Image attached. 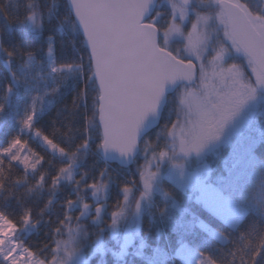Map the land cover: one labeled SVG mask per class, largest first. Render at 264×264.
Here are the masks:
<instances>
[{
  "label": "trees",
  "instance_id": "1",
  "mask_svg": "<svg viewBox=\"0 0 264 264\" xmlns=\"http://www.w3.org/2000/svg\"><path fill=\"white\" fill-rule=\"evenodd\" d=\"M27 2L28 0H19L21 7L16 10L10 3L8 10L22 20L25 16L23 6ZM255 2L263 6L262 0ZM38 3L42 15L39 32L33 30L30 22L9 20V26L4 17L0 16V27H3L0 44L5 48L16 46L23 53H34L33 61L28 67H24L26 55L14 58L9 64L8 58L0 52V106L5 109L0 112V148L19 137L22 142H26V148L20 152L21 158L27 155L29 165L40 158L35 172L30 166L26 171L18 161L4 158L3 182L6 191H0V211L8 214L18 229L23 227L22 220L28 214L32 226L21 233V243L35 253L34 259L45 260L46 264L53 263L54 259L58 260L61 248L58 247L56 251L57 241L66 240L71 233L70 235L79 237L78 248L85 256L84 264H181L176 258L181 247L200 254L204 261L213 264H240L242 256L247 260L248 257L244 255L248 250L246 246L258 242L264 236V214L250 211L237 224L226 222L202 200L198 201L195 193L189 196V191H180L167 183L162 174L167 165L164 160L156 161L158 194H153L151 199L145 201L141 212L136 206L137 201L141 202L140 174L143 168L152 158L160 157V152L167 153L170 145L167 133L177 120L178 110L177 105L172 102L174 94L167 98L159 125L142 138L139 154L127 169L105 164L99 157L100 141L97 139L91 140L86 148L80 149L69 159L68 155L52 153L41 138L35 137L34 132L40 130L42 135L53 139L58 147L65 148L68 147V135L73 137L70 141L73 146L84 140L83 105L75 119L71 115L72 100L82 90V85L70 73L57 75L53 83L50 68L53 60L57 67L76 62L83 55L80 52L81 37L72 30L68 22L65 0H38ZM161 6L159 4L158 7L163 14L160 24H165L169 18ZM49 37H52L53 43L51 57L47 54ZM12 72H16L26 84L15 86L14 94L10 96L6 89L14 85ZM57 86L59 91L55 95L44 97V110L34 120L36 128L32 133L21 132L19 121L30 105L31 97L43 95L46 90ZM88 105L90 115L91 97ZM260 130L259 119H253L232 143L214 153L205 154L201 160H190L189 163L194 165L192 167L189 164L191 168L188 169L190 172L196 169L205 175L200 178L199 183L220 192L224 197L231 196L241 183L240 179L249 174L247 161L251 156L264 164V138L260 135ZM29 149L36 153L35 157ZM68 165L72 178H62L57 188L51 189V181L59 175V168ZM101 172L104 173L103 178L100 176ZM41 175L45 177L44 189L38 193H28L27 188L41 182ZM79 179L81 185L77 186L75 181ZM18 180L21 181L20 184H17ZM92 183L107 185L105 200L94 203V190L81 191L84 185ZM124 188L131 191L126 203ZM202 198L204 199L203 196ZM49 200L51 204L48 203ZM68 200L73 201L70 207ZM83 203H87L89 207L83 208ZM98 204L104 206L101 213L95 211ZM121 211L122 214L113 224V213ZM203 225L224 238V243L209 237L203 230ZM68 228L73 231L69 232ZM127 231L133 235L123 248ZM257 264H264V255Z\"/></svg>",
  "mask_w": 264,
  "mask_h": 264
},
{
  "label": "snow or ice",
  "instance_id": "2",
  "mask_svg": "<svg viewBox=\"0 0 264 264\" xmlns=\"http://www.w3.org/2000/svg\"><path fill=\"white\" fill-rule=\"evenodd\" d=\"M167 2L171 7L170 20L161 26L163 14L158 10L156 0H69L68 22L81 37L80 52L83 55L76 62L63 67H57L53 60L50 68L53 83L57 75L70 73L82 85V90L72 100L71 115L75 119L83 105L84 140L73 146L70 143L73 137L68 135V147H58L53 139L36 130L35 137L41 138L52 153L68 155L72 159L91 140L97 139L106 151L115 149L122 155L130 154L138 144V130L146 115L155 113L163 103L165 83L177 81L181 82L183 88L179 99L182 107L177 110V122L167 135L178 139L179 151L185 155L198 152L208 141L218 138L225 121L242 104L255 97L256 86H264V6L257 5L255 0ZM10 3L14 10L21 7L19 0H15V3L13 0H0V16L4 17L7 25L10 26L8 21L12 20L30 22L37 30L41 28L42 15L38 0H28L23 6L25 16L22 20L9 12ZM216 5L218 11L214 14H204ZM190 14L195 15V22L186 31L183 25ZM2 34L3 27H0ZM48 40L47 54L51 57L52 37ZM175 43L182 47H174ZM0 52L8 58L9 64L14 58L26 55L24 67H28L34 59V53H23L16 46L5 48L0 44ZM241 53L246 57L247 67L254 80L245 75L235 62ZM11 76L14 85L6 89L10 96L14 94L15 86L26 84L16 72H12ZM58 91V86L51 87L43 95L31 97V103L19 121L21 132L32 133L36 128L35 118L44 110V97L55 95ZM4 110L0 106V112ZM25 148L26 142H22L19 137L0 148V191H6L3 182L5 157L23 164L26 171L30 166L35 172L40 158L29 165V157L20 156ZM31 155L35 157L36 153L31 152ZM166 155L164 152L159 153L161 158ZM140 175L144 188L142 198L150 192L151 181L156 173L146 168ZM100 176L103 178L104 173L101 172ZM64 177L72 178L70 165L59 168V175L51 181V189L57 188ZM44 179L41 175V182L27 188L28 193H38L44 189ZM20 183L18 180L17 184ZM75 184L80 186L81 180H76ZM106 187L104 183H92L84 185L81 191L92 189L95 195ZM123 191L126 203L131 191L129 188ZM48 203L51 204V200ZM72 203V200H68L69 207ZM136 206L139 207V201ZM88 207L87 203H83V208ZM95 211L99 213L101 208L96 207ZM122 212L113 213V224ZM22 224L23 227L18 229L8 214L0 211V264H46L45 260L34 259L35 253L20 242L21 233L32 226L27 213ZM68 231L73 229L68 228ZM65 243L67 241H57L56 251ZM246 247L248 250L244 255L248 259L242 256L240 264H257L264 255V236ZM53 264L60 262L54 259Z\"/></svg>",
  "mask_w": 264,
  "mask_h": 264
},
{
  "label": "rangeland",
  "instance_id": "3",
  "mask_svg": "<svg viewBox=\"0 0 264 264\" xmlns=\"http://www.w3.org/2000/svg\"><path fill=\"white\" fill-rule=\"evenodd\" d=\"M262 1L264 6V0ZM208 2H210V0H208ZM161 4L163 11L165 10L164 7H169V12H171V7L167 0H162ZM162 20L163 17H161L160 21ZM193 22H195V20L190 22L188 27H184L186 31L190 30L191 23ZM185 24H187V22H185ZM163 25L164 23L161 24V26ZM33 30L35 32H39L40 29L37 30L33 28ZM176 39L179 40V37ZM173 46L182 47V45L179 43H175ZM241 58V56H238L235 62L241 66L245 75L254 80L255 78L251 75L250 68H248L247 65H244V68L243 64L241 63ZM229 59L231 60V58ZM182 91L183 88L181 87L172 97V102L177 105L178 109L182 107L179 104ZM255 118L259 119V123L261 125V130L259 133L264 138L263 86H256L255 97L242 104L238 111H236L230 119L225 121L223 128L220 130L218 138L208 141L198 152L193 151L185 155L183 152L179 151L178 139L168 135L170 139V145L167 148V155L163 158H152V160L148 162L145 165V168L142 170L144 171L147 168L148 171L154 172L156 175L151 181L150 192L141 198V202L139 203L138 207L139 212L143 210V204H146L145 201L151 199L153 194H158L159 185L156 182V177L158 176L156 161L164 160L167 164L163 168L164 172H162L165 178L164 180L167 183L174 185L175 188H178L180 191H189V196L190 194L195 193V198L198 201L202 200L207 207L211 208L214 213L226 220V222L228 221L230 223L237 224L242 216L250 211H258L261 214H264V164H262L255 156H251L247 161L250 167L249 174L244 176L242 175L243 177L240 179L241 183L239 182L240 184L235 188L234 193L228 197L222 196L220 192H217L208 186H204L201 182L199 183L200 178L205 176L201 174L200 171H196L195 169L194 172H192L193 170L190 172L188 169L191 168V165L189 164H192V167L194 165L192 162L189 163L190 160H201L205 154L214 153L217 150L222 149L232 143L235 138H237V136H239ZM172 130L173 129L171 127L169 131ZM107 188L108 187H106L103 192H96V195L93 197L94 203H99L100 201L106 199ZM141 191H144L142 179ZM98 207L101 208V211L99 212L101 213L104 209V206L98 204ZM203 230L213 240L219 243H224L225 239L210 229L207 225H203ZM70 234L67 236L66 240H64L67 241V243L59 246V248H61V253L60 255H57L59 258L56 260L59 261L60 264H84L85 256L78 248L79 237L78 235L76 236ZM132 235L133 234L130 231L126 232V241H124L123 248L128 245L130 239H132ZM176 258L181 264H213L211 262L204 261L200 254L185 247H181L178 250L176 253Z\"/></svg>",
  "mask_w": 264,
  "mask_h": 264
},
{
  "label": "water",
  "instance_id": "4",
  "mask_svg": "<svg viewBox=\"0 0 264 264\" xmlns=\"http://www.w3.org/2000/svg\"><path fill=\"white\" fill-rule=\"evenodd\" d=\"M181 1V0H178ZM158 4V0H156ZM65 3L69 5V0H65ZM74 15V13H73ZM182 84L181 82L177 81L175 83L172 82H166L164 85V98H163V103L160 107H158L157 111L155 113H149L146 115L145 120L143 124L141 125L140 129L138 130V144L137 146L132 150L130 154L127 155H122L119 151L115 149H108L107 151L103 147H99V157L100 159L110 165H116L117 167L121 169H127L129 168L135 158L139 154V147H140V142L142 138L153 131L160 122L161 114L163 112V109L166 105L167 97L172 95L179 87H181Z\"/></svg>",
  "mask_w": 264,
  "mask_h": 264
},
{
  "label": "flooded vegetation",
  "instance_id": "5",
  "mask_svg": "<svg viewBox=\"0 0 264 264\" xmlns=\"http://www.w3.org/2000/svg\"><path fill=\"white\" fill-rule=\"evenodd\" d=\"M174 2L175 3H177V4H179L181 1H178V0H174ZM159 4H161L160 3V0H158V5ZM216 7V8H215ZM213 6L212 8H210V9H207V11L204 13V14H214L216 11H218V5H216V6ZM165 8V10H166V14H167V16L166 17H168V18H170V10H169V7H164ZM193 20H195V15L194 14H190V16H189V19L186 21L187 22V24H185V25H183V27H188V25L190 24V22H192ZM242 57L241 58V60L243 61H241V63L243 64V66L244 65H247V61H246V57L244 56V54L243 53H241L240 55H239V57ZM244 68H245V66H244ZM248 71H249V69H248ZM249 74V73H248ZM264 87V86H263Z\"/></svg>",
  "mask_w": 264,
  "mask_h": 264
}]
</instances>
